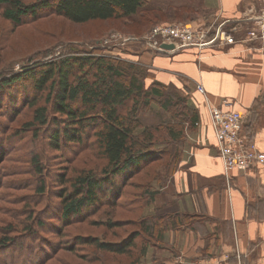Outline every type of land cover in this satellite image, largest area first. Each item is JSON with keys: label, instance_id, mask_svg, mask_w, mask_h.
<instances>
[{"label": "rangeland", "instance_id": "obj_1", "mask_svg": "<svg viewBox=\"0 0 264 264\" xmlns=\"http://www.w3.org/2000/svg\"><path fill=\"white\" fill-rule=\"evenodd\" d=\"M218 8V0H149L131 18L76 24L62 16L45 14L18 27L3 18L0 8V77L22 70L24 65L56 60L66 47L75 45L82 52L93 50L140 64L148 74L142 81L149 86L154 75L142 56L147 52L159 53L145 46L141 38L153 26L165 23L203 28L210 30L211 35L226 21L220 20ZM233 25V21L225 23L226 28ZM24 84L28 85L25 96L18 85L8 88L10 97L0 95V150H3L0 151V264H129L127 255L102 251L96 244L81 243L76 238L90 236L111 242L125 239L136 228V217L127 209L142 193L127 186L125 195L119 196L115 205L101 203L89 214L84 211L78 217L61 219V194L70 189L82 171L103 175L106 160L91 130L82 142L71 145L62 142L57 149L48 142L45 127L23 128L24 122L32 118L33 108L28 102L21 105V101L34 95L31 82ZM169 89L176 94L178 106L168 108L162 98H156L139 115L143 135H153L151 149L161 157L152 162L149 172H142L130 182L134 185L145 182L154 191L158 190L150 209H166L165 213L170 215L181 211L185 215L187 211L179 204L182 199L175 193L172 179L190 154L193 126L188 121L185 104L193 105V101L185 91L174 86ZM169 127L176 132L180 130V139L174 140ZM35 156L41 171L36 167ZM41 182L45 183V189L40 193ZM109 222L117 225L111 226ZM28 226H31L29 230ZM168 226L165 234L172 226L170 222ZM137 241L141 243L142 239L139 237ZM148 251L141 264L174 262L175 254L167 239L157 241Z\"/></svg>", "mask_w": 264, "mask_h": 264}, {"label": "trees", "instance_id": "obj_2", "mask_svg": "<svg viewBox=\"0 0 264 264\" xmlns=\"http://www.w3.org/2000/svg\"><path fill=\"white\" fill-rule=\"evenodd\" d=\"M148 3L149 0H0V8L3 18L18 27L45 14L62 16L76 24L131 18ZM35 63L0 77V95L6 94V97H10L8 88L16 85L21 86L25 96L28 85L24 83L31 82L33 98L23 97L21 105L28 102L27 105L33 108L32 118L24 122L23 128L45 127L48 142L57 149L62 142L70 145L82 142L91 130L106 160L103 175L82 171L71 183V190L67 188L65 194H61V219L78 217L84 211L89 214L101 203L114 204L119 196L125 195L127 186L139 189L140 198L127 209L136 217V228L125 239L120 242L94 240L90 236L76 239L81 243H94L102 251L127 255L131 261L129 264H141L140 260L147 256L149 247L164 240V230L178 215L177 211L170 215L165 213L166 209H150L158 190L154 191L145 182L135 185L130 182L142 172H149L152 162L161 157L151 149L153 135H143L139 115L156 98H162L168 108L178 106L176 94L169 91V87L183 89L156 79L154 73L153 82L145 86L142 79L148 74L140 64L93 50L82 52L75 45L66 47L56 60ZM185 107L188 121L194 125L199 119V111L190 103ZM168 129L174 140L180 139V130ZM34 162L41 171L37 156ZM40 184L41 193L45 183ZM109 224L117 225L116 222ZM30 228L28 226V230ZM139 237L141 243L137 241ZM6 240L2 242L7 243Z\"/></svg>", "mask_w": 264, "mask_h": 264}, {"label": "crops", "instance_id": "obj_3", "mask_svg": "<svg viewBox=\"0 0 264 264\" xmlns=\"http://www.w3.org/2000/svg\"><path fill=\"white\" fill-rule=\"evenodd\" d=\"M218 3L220 20L239 19L251 7L257 11L264 7V0ZM248 25L238 24L243 30ZM142 58L156 79L183 89L199 111L192 125L190 154L172 179L187 213L182 217L177 211L165 234L175 254L170 263L204 264L214 255L231 253L237 241L246 264H264V163L246 171L232 169L227 183L208 108L197 90L200 83L211 104L222 105L226 100L225 107L240 111L243 133L264 151V48L248 41L174 54L147 52Z\"/></svg>", "mask_w": 264, "mask_h": 264}, {"label": "built area", "instance_id": "obj_4", "mask_svg": "<svg viewBox=\"0 0 264 264\" xmlns=\"http://www.w3.org/2000/svg\"><path fill=\"white\" fill-rule=\"evenodd\" d=\"M233 21L230 28L225 23ZM248 23L246 30L239 28L238 24ZM203 28H193L190 25L159 24L153 26L141 38V42L156 53L174 54L181 50L205 48L217 45H229L238 42L255 41L264 48V7L257 11L249 8L239 19H227L220 23L214 32ZM130 39V38H128ZM127 41V38L124 40ZM164 44H173L172 48ZM197 90L204 96L213 136L218 148V157L221 159L227 183H230V171L237 168L246 171L253 166L264 163V151L258 149L250 138L243 133L244 116L236 109L222 105L211 104L205 87L197 84ZM204 264H245V254L236 241L231 253H223L208 258Z\"/></svg>", "mask_w": 264, "mask_h": 264}, {"label": "water", "instance_id": "obj_5", "mask_svg": "<svg viewBox=\"0 0 264 264\" xmlns=\"http://www.w3.org/2000/svg\"><path fill=\"white\" fill-rule=\"evenodd\" d=\"M164 47H166V48H172L173 47V44H164Z\"/></svg>", "mask_w": 264, "mask_h": 264}]
</instances>
